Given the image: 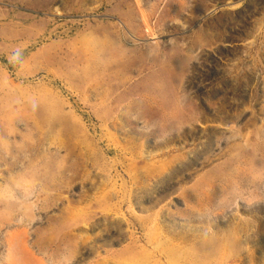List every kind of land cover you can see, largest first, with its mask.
I'll return each instance as SVG.
<instances>
[{
  "label": "rangeland",
  "instance_id": "1",
  "mask_svg": "<svg viewBox=\"0 0 264 264\" xmlns=\"http://www.w3.org/2000/svg\"><path fill=\"white\" fill-rule=\"evenodd\" d=\"M25 1L0 0V264H264V0Z\"/></svg>",
  "mask_w": 264,
  "mask_h": 264
},
{
  "label": "bare ground",
  "instance_id": "2",
  "mask_svg": "<svg viewBox=\"0 0 264 264\" xmlns=\"http://www.w3.org/2000/svg\"><path fill=\"white\" fill-rule=\"evenodd\" d=\"M23 1H25V0H23ZM31 1V0H30ZM200 2V1H199ZM25 3H26V1H25ZM201 4V3H200ZM200 6H203V5H200ZM204 6H205V4H204ZM207 8V7H206ZM1 11V10H0ZM199 11V10H198ZM1 15V14H0ZM68 50H69V47H68ZM173 54V53H172ZM161 59V58H160ZM34 62V61H33ZM47 64V63H46ZM147 64V63H146ZM151 64H152V62H151ZM143 67V66H142ZM153 67V66H152ZM155 67V66H154ZM151 69V68H150ZM139 72V71H138ZM147 74V73H146ZM145 74V75H146ZM151 74V73H150ZM127 76V75H126ZM136 82V81H135ZM127 88H128V86H126ZM137 89V88H136ZM124 90H126V89H124ZM13 91V90H12ZM123 91V90H122ZM121 91V92H122ZM120 92V93H121ZM131 92V91H130ZM133 92V91H132ZM128 92H126V94H127ZM16 94V93H15ZM18 97V96H17ZM121 98H122V96H121ZM128 98V97H127ZM117 99V98H116ZM136 99V98H135ZM14 101V100H13ZM123 101V100H122ZM19 104V103H18ZM16 105V104H15ZM12 107V106H11ZM13 108V107H12ZM130 108V107H129ZM180 158V157H179ZM172 161V160H171ZM163 168V167H162ZM166 169V168H165ZM74 179V178H73ZM73 182V181H72ZM101 202V201H100ZM98 203V202H97ZM76 214H78V213H76ZM173 214V213H172ZM192 219V218H191ZM179 220V219H178ZM186 221V220H185ZM197 221V220H196ZM208 221H209V219H208ZM187 222V221H186ZM189 223H190V221H189ZM193 223V222H192ZM206 223V222H205ZM207 226V225H206ZM205 226V227H206ZM185 233H187V232H185ZM131 234V233H130ZM156 239V242H157V244L158 245H162V246H164V252H163V254L166 256V258L168 259V262H170V263H175L176 261H182V260H184L185 261V259L186 260H188V259H190V258H198V259H200V255H199V253H198V251H197V253H195L194 251H193V249H191L190 247H191V245L190 246H176V244H178V243H180V242H184L185 240H183V241H174V240H172L171 238H169V237H156L155 238ZM196 239V238H195ZM195 244V243H194ZM198 244V243H197ZM196 245V244H195ZM200 245H201V243H200ZM135 246H137V245H135ZM199 247V249H200V246H198ZM205 247V246H204ZM206 248V247H205ZM125 253H126V251H125ZM154 253V252H153ZM196 254H198V255H196ZM204 257H205V259L207 260L209 257H211V255H212V251H210L209 249L207 250V251H205V249H204ZM146 254L144 253V252H139V251H137V252H129L127 255H126V258H127V260H128V264H139V263H141L142 262V260L143 259H146ZM118 259H120V258H118ZM122 259H123V261H124V258H123V256H122ZM192 260V259H191ZM237 261V260H236ZM101 264V263H100ZM103 264V263H102Z\"/></svg>",
  "mask_w": 264,
  "mask_h": 264
}]
</instances>
